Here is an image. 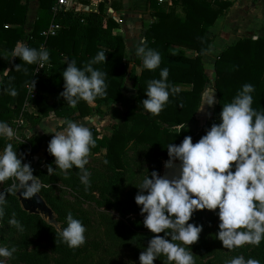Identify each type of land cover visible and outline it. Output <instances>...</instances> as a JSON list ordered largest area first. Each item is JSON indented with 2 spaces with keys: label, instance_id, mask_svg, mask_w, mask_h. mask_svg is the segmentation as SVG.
<instances>
[{
  "label": "trees",
  "instance_id": "obj_1",
  "mask_svg": "<svg viewBox=\"0 0 264 264\" xmlns=\"http://www.w3.org/2000/svg\"><path fill=\"white\" fill-rule=\"evenodd\" d=\"M147 1L151 22L144 29L141 43L160 54V65L153 70L145 69L138 56L133 58V65L128 68L123 60V39L113 32L117 23L114 18L103 14L102 5L96 12L79 13L67 9L52 15L54 0H38L36 17L31 27L25 29L27 2L0 0V50L11 55L14 44L21 41L31 48L39 49L42 46L49 53V60L42 64L37 74H34L37 64L29 65L18 58L5 62L0 59V121L13 126V122L22 116L26 125L34 127L50 113L64 120L89 118L100 114L101 107L121 101L125 79L131 82L135 91L133 103L126 108L123 121L112 125L109 135L99 137L95 128L90 127L95 145L90 147L88 156L102 154L103 173L89 175L90 184L87 190L79 181L78 169H55L54 157L48 152L44 155L42 165L30 166L33 176H37L41 184L39 194L55 215L57 229L40 216L24 212L15 193L6 195L5 204L0 205L3 207V216H0V241L7 237L9 242L6 247H15L16 250L10 257L12 262L91 263L90 255H83L80 246L70 248L60 240L59 233L66 226L65 216L68 212L81 221L85 231L88 220L81 210L68 211L64 203L54 195L56 182H61L79 199L113 208L125 222L110 223L106 228L107 239L143 251L156 234L143 226V216L134 202L138 189L124 200L120 196L121 187L128 174L125 155L129 146L132 145L134 149L133 163L139 165V160L144 159V162H149L154 167L147 170V175L152 171L158 173L162 162L168 159L167 145H178L184 136H190L195 143L213 123H219L222 106L231 102L244 83L254 87L251 107L264 113V30L260 37H244L225 48L214 61L212 81L204 72L202 55L211 43L206 31L234 6L235 0H170V4L159 3L157 0ZM51 21L58 24L59 29L55 36L45 39L40 33ZM99 51L106 54L105 62L96 63L93 67L105 73V94L97 96L93 106L83 100L79 101L73 107L75 115L71 118L64 117V106L67 104L59 96L63 91L61 72L70 61H75L77 67H82ZM17 64H20L18 70L15 69ZM165 67L168 69V101L158 114L146 113L140 101L146 98L144 92L147 82L160 79V69ZM5 69L8 70L6 76L3 72ZM32 81L35 82L34 87ZM29 87L34 91L32 96L29 95ZM9 88H15L17 94L8 95L6 89ZM207 89L215 94L210 119L192 131L188 127L195 121L202 95ZM25 102L33 106L38 114L24 111ZM178 126L180 129H174ZM50 139L51 135L40 139H28L27 136L26 144L12 143V146L17 151L18 158L23 159L27 152L33 157L41 147H47ZM5 141V137H0V151ZM48 166L62 174H48ZM1 183L3 191L10 185L11 180ZM93 194H97L98 200ZM204 210L207 209L195 211L187 223L201 225ZM13 213L20 228L9 223ZM209 218H215V214ZM206 233L202 229L197 241L188 249L193 253V260H204L212 255L213 249L205 238ZM33 243H44L49 252L29 250ZM249 257L264 264V238L259 244L253 245L247 259ZM153 264L169 262L166 257L160 256Z\"/></svg>",
  "mask_w": 264,
  "mask_h": 264
},
{
  "label": "clouds",
  "instance_id": "obj_2",
  "mask_svg": "<svg viewBox=\"0 0 264 264\" xmlns=\"http://www.w3.org/2000/svg\"><path fill=\"white\" fill-rule=\"evenodd\" d=\"M135 55L147 70L160 65L159 52L143 42L136 48ZM11 58L29 65L43 64L49 60V53L42 46L31 48L17 41ZM105 59L106 54L99 51L82 67H77L75 61L66 64L61 72L63 91L59 93L64 103L71 107L81 100L91 104L97 96L105 94V73L93 67ZM19 68L20 64L15 65L16 70ZM3 72L6 76L8 70ZM167 75L168 69L161 68L160 79L147 82L146 98L140 101L146 113L158 114L168 101ZM34 83L32 81L33 87ZM6 91L10 96L17 94L15 88ZM253 91L252 84L244 83L231 102L222 106L219 123H213L195 143L190 136H184L178 145H167L168 159L164 167L172 168L178 161V176L168 179L152 171L136 187L134 202L143 216V226L153 234L163 233L148 241L139 254V264H153L160 256L166 257L169 264H194L191 249L186 250L184 245L196 242L202 231L201 225L187 223L198 210L218 209L216 238L223 247L257 245L264 238V113L251 107ZM205 103L209 106L214 103V91L207 93ZM45 133L51 134L47 152L54 157L55 169H78L79 181L87 190L90 174L85 165L90 147L95 145L90 127L72 120L56 121ZM15 136L9 124L0 121V137L11 140ZM21 160L11 143L0 151V182L11 180L7 189L0 191V205L5 204L7 194L18 192L23 199L29 200L41 188L29 164ZM55 169L48 166V174ZM0 216H3V207H0ZM12 217L9 223L20 228L15 213ZM65 222L66 226L59 233L61 242L70 248L82 245L85 227L81 221L68 212ZM15 250V247L0 246V257L10 258ZM0 264H4L2 259ZM224 264L260 262L238 255Z\"/></svg>",
  "mask_w": 264,
  "mask_h": 264
},
{
  "label": "rangeland",
  "instance_id": "obj_3",
  "mask_svg": "<svg viewBox=\"0 0 264 264\" xmlns=\"http://www.w3.org/2000/svg\"><path fill=\"white\" fill-rule=\"evenodd\" d=\"M165 4H170L169 1H164ZM228 11V10H227ZM241 11H244V8H241ZM243 36V35H242ZM240 37V36H239ZM244 38V37H243ZM241 39V38H240ZM8 55V56H7ZM0 59L10 60L11 55L8 53H4L0 51ZM5 62V61H4ZM138 70V69H137ZM211 90V89H210ZM209 89L207 91L211 92ZM135 93V91H134ZM134 93L130 96L128 89H122V99L119 103L115 105H110L105 107V113L99 114V120L93 125V128L98 132L100 136H107L110 134L111 127L114 124H119L123 121L124 112L126 108H128L133 103ZM201 105L197 111L195 121L190 124L188 127L192 131L196 128L202 126L207 120L210 119V115L212 113V107L215 103L209 106L204 102L207 99V94L204 93L202 95ZM215 97V94H214ZM71 107V106H70ZM73 108V107H72ZM103 108V107H102ZM74 110V108H73ZM24 111L30 112V108H25ZM75 113V112H74ZM50 123L49 120H47ZM47 123V124H48ZM16 133V136L9 140L6 138L5 145L8 143H27V134L26 132H30L28 139H40L41 137H46V134L38 135V133H34L32 129L28 125H23L22 127H16L13 122V126H10ZM48 129V127H46ZM174 129H180V126L175 127ZM40 136V137H39ZM4 145V146H5ZM3 149V148H2ZM2 151V150H1ZM47 152V147H41L39 152L34 155L31 161V164L28 163L29 154H25L24 158L21 160L22 163H27L29 166L34 164L42 165L44 155ZM103 153V152H102ZM134 149L133 146H129L126 155L125 161L127 163L128 174L125 179L124 184L121 187V200H124L128 195L134 193L137 190L136 187L139 186L143 178L147 175V170H151L154 167L149 162H144V159L139 160L140 164L136 165L133 163L134 157ZM88 163L85 165L89 174H101L103 173L102 168V154L96 156H88ZM163 163V162H162ZM161 171V169H160ZM160 171L157 173L160 174ZM54 175H60L62 172L54 171L52 172ZM56 190L54 191V195L58 197L65 205L68 211L71 210H81L84 212L87 220H88V228L86 229L84 236L85 240L80 248L82 250V254H88L91 257L90 264H139V254L142 251L141 249H136L132 246H124L119 241H109L106 237V228L110 223L113 222H125L122 220L118 213L111 207L108 206H99L94 201H89L85 199H79L75 197L76 195L71 192V190L62 185L61 182H56L54 184ZM3 189L2 183L0 182V191ZM94 198L98 200L97 194H93ZM105 209V210H104ZM204 215L201 217V226L202 229L207 232L205 238L207 239L209 246L213 249L212 255L203 259H195L194 264H224L226 260H229L235 256L242 255L245 259H247V255L253 250L252 244H244L240 247H233L228 249L223 247L221 242L216 238V233L218 232V217L216 216V211L218 210H204ZM215 214V218H209L210 215ZM163 236V233H159ZM158 235V234H156ZM7 237H4L2 241H0V246H6L8 244ZM178 243V242H177ZM193 245V244H192ZM192 245H184L186 250L189 249ZM35 249L43 252H49L47 246L44 243H33L29 250ZM4 261V264H18L16 262H12L10 258L0 257Z\"/></svg>",
  "mask_w": 264,
  "mask_h": 264
},
{
  "label": "crops",
  "instance_id": "obj_4",
  "mask_svg": "<svg viewBox=\"0 0 264 264\" xmlns=\"http://www.w3.org/2000/svg\"><path fill=\"white\" fill-rule=\"evenodd\" d=\"M24 1L27 2V16L24 27L25 29H29L37 14L38 0ZM100 5H102L103 14L105 8H110L113 11L112 18H119L122 20L120 24L117 23V28H115L113 32L120 35L123 39V60L127 63L128 68H130L133 65V58L136 56V48L141 46V37L144 33V29L151 22L148 1L72 0L69 9L79 13H89L96 12ZM242 7L244 8V11H241ZM263 30L264 0H235L234 6L231 7L223 16L219 17L213 26L208 28L206 31V36L211 39V43L209 49L202 55V63L204 72L208 79L210 81L213 80L214 61L225 48L232 46L236 43V41L243 37H250L253 39L260 37L263 35ZM4 61H6V59H2V62ZM182 85L186 86L187 84ZM123 89H128L130 96L134 93L132 84L128 79L124 80ZM204 93L207 94L209 91L206 90ZM89 105L93 106V103ZM29 108L31 113L34 115L38 114L37 110L33 106H29ZM105 110V107H101L100 113L101 111L102 113H105ZM74 115L75 113L73 108L65 105L64 117L71 118ZM99 116V113H97L93 117L74 119L72 121L84 123L89 127H93L96 121L100 119ZM47 120H49L50 123H48ZM56 121H64V118L55 117L52 113H50L47 117L42 118L39 124L34 127H30V129H32L34 133H38V135L41 136H43L42 134H46L47 137L51 134L45 133L48 131L46 127L50 126V124H55ZM26 134L29 136L30 132H26Z\"/></svg>",
  "mask_w": 264,
  "mask_h": 264
},
{
  "label": "water",
  "instance_id": "obj_5",
  "mask_svg": "<svg viewBox=\"0 0 264 264\" xmlns=\"http://www.w3.org/2000/svg\"><path fill=\"white\" fill-rule=\"evenodd\" d=\"M166 161L162 163L161 171L159 176L171 179L174 176H178L179 173V162H174L172 168H165L164 164ZM22 191V190H21ZM15 197L21 207V209L30 215H38L44 221H46L49 225L54 226L56 229L58 228V224L55 220V215L50 207L46 204L41 195L36 193V196L29 200H25L20 196V193H15Z\"/></svg>",
  "mask_w": 264,
  "mask_h": 264
},
{
  "label": "built area",
  "instance_id": "obj_6",
  "mask_svg": "<svg viewBox=\"0 0 264 264\" xmlns=\"http://www.w3.org/2000/svg\"><path fill=\"white\" fill-rule=\"evenodd\" d=\"M159 3H162L164 1H169V0H157ZM72 0H54L53 6L51 7V13L52 15H56L57 13L69 9L71 6ZM105 16L108 17H113V11L110 8H105L104 10ZM116 23L120 24L122 20L119 18L115 19ZM59 29V25L54 23L53 21L50 22V24L47 26L46 29L42 30L40 35L43 38H49L53 37L56 35L57 31ZM42 68V64H37L35 69H34V74H37L39 70ZM29 95L32 96L34 94V91H32L31 87L28 88ZM28 102H25L24 104V109L29 108ZM14 124L16 127H22L23 125H26L25 119L20 116L14 121ZM33 160L32 156H29L28 163H31Z\"/></svg>",
  "mask_w": 264,
  "mask_h": 264
}]
</instances>
